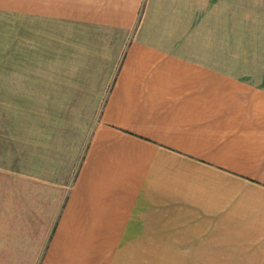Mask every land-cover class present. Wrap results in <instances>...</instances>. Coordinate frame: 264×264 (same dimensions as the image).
<instances>
[{
    "label": "crops",
    "instance_id": "0c3cea01",
    "mask_svg": "<svg viewBox=\"0 0 264 264\" xmlns=\"http://www.w3.org/2000/svg\"><path fill=\"white\" fill-rule=\"evenodd\" d=\"M96 4L0 167V264H264V0Z\"/></svg>",
    "mask_w": 264,
    "mask_h": 264
},
{
    "label": "rangeland",
    "instance_id": "374dc122",
    "mask_svg": "<svg viewBox=\"0 0 264 264\" xmlns=\"http://www.w3.org/2000/svg\"><path fill=\"white\" fill-rule=\"evenodd\" d=\"M96 5V0H0V167L7 164L9 173L17 138L32 127L33 111L48 108L53 100L48 98L76 67L70 51L81 49L79 35L94 32L103 19L105 10Z\"/></svg>",
    "mask_w": 264,
    "mask_h": 264
}]
</instances>
